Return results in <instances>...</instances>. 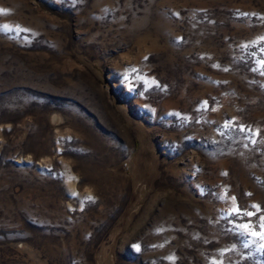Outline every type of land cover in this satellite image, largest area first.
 I'll list each match as a JSON object with an SVG mask.
<instances>
[{"label": "rangeland", "instance_id": "1", "mask_svg": "<svg viewBox=\"0 0 264 264\" xmlns=\"http://www.w3.org/2000/svg\"><path fill=\"white\" fill-rule=\"evenodd\" d=\"M253 232L264 0H0V264H264Z\"/></svg>", "mask_w": 264, "mask_h": 264}, {"label": "snow or ice", "instance_id": "2", "mask_svg": "<svg viewBox=\"0 0 264 264\" xmlns=\"http://www.w3.org/2000/svg\"><path fill=\"white\" fill-rule=\"evenodd\" d=\"M236 211L239 212L238 209ZM246 215L251 216V215H253V213H247ZM252 235H254V236H260L261 238H264V233L253 232Z\"/></svg>", "mask_w": 264, "mask_h": 264}]
</instances>
